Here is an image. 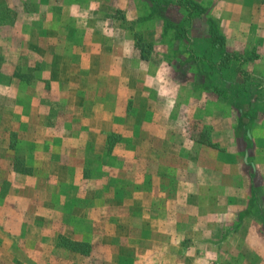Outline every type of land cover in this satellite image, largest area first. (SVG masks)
<instances>
[{"label":"rangeland","instance_id":"rangeland-1","mask_svg":"<svg viewBox=\"0 0 264 264\" xmlns=\"http://www.w3.org/2000/svg\"><path fill=\"white\" fill-rule=\"evenodd\" d=\"M20 1L0 9V264H264V0ZM166 156L195 168L151 202L131 168ZM245 209L253 233L219 246Z\"/></svg>","mask_w":264,"mask_h":264},{"label":"crops","instance_id":"crops-1","mask_svg":"<svg viewBox=\"0 0 264 264\" xmlns=\"http://www.w3.org/2000/svg\"><path fill=\"white\" fill-rule=\"evenodd\" d=\"M52 3H53V1L51 3H49V5H46V4L42 5L40 3L39 9H41L43 7L44 10L50 11V10H52V6H50V4H52ZM23 4L24 3H22L20 0H16L15 3H12L10 0H0V9L6 8V5H7V7H8L7 9L18 10L19 7ZM55 4L62 6L66 10L78 9L81 5L80 0H59V1L54 0V6H56ZM71 20L74 21L75 19L72 17ZM76 20L79 21L78 18H76ZM221 24L223 26L222 22H221ZM45 56H47V53H45ZM61 72H63V71H61ZM56 73H58V72H56ZM235 124H236L235 130L240 132L241 136H243V139H244L243 128H240L238 126L237 122ZM251 126H253V124ZM251 126H250V128H251ZM190 142H193V141H190ZM11 148L16 149L14 146H11ZM189 148H190L189 149L190 154L194 153L193 157L195 158L196 157L195 147L193 145H189ZM197 151H198V149H197ZM227 153H228V150H226V149L221 150L220 155H219V158L221 159V161L217 164V165H219L217 168H220V170L223 171L224 175H228V174H225L227 169H226V164L224 163V160H223L225 154H227ZM197 156H198V160H199V166H201L203 168V170L205 171L204 165H210V164H208V160L210 159V157L207 158V156H205L203 154H201V156H200L199 153H197ZM165 159H166V162H168L167 165H139V167L135 166V167L131 168L134 170H137L139 168V170H140V176H141L140 192H141V194H143L145 191L144 187L149 185L148 180L150 178L156 179V194L151 197V199H150L151 202H156V203L160 202L161 199H160L159 195H161V193H160L161 185L164 188V190H163L164 194H166L165 193V191H166L167 195H170V197H169L170 199L165 198L164 201H173L174 202L177 199L173 195H178V194H179L178 199H180L181 193L172 186L176 182V179L179 177L180 173L189 174V172L192 171L193 168H195V166H193L195 164L192 161L188 162L189 165L188 164H186V165H175V163L172 161V156H166ZM12 165H13V170L16 173H18L20 176H22V174L23 175H31L33 173V168L28 166L27 162H26V164H24L23 168H18V166H17V153L14 157V161H13ZM211 165H212V163H211ZM153 168L156 170L155 172H154ZM241 170L242 169L240 168V171L238 172V179L240 178L241 180H244V179L246 180L245 172H243ZM249 182H250V180H249ZM255 185H256V183H255ZM152 195H153V193H152ZM221 197L223 199L222 193H221ZM223 210H225V211H220V212L216 213L215 216L220 217L221 219H223V217H226L228 219L229 218L228 217L229 207L226 205V207ZM261 217L263 218V221H264V210L261 214ZM231 218L234 220H235V218H237L238 221L240 220L239 223L237 224L239 226H236V227L232 226V227L228 228L225 231L227 233V236L225 238H222L223 240L219 244V246L227 245L229 243L230 239L238 236V234H250L251 235L253 233L252 231L249 230V227H248V222L252 220L253 214H250L248 212V210L245 209L242 211H238V213H233L231 215ZM244 223L246 224V227H245ZM221 224H222V222H221ZM258 230H260V229H258ZM261 231H264V229H262ZM254 233L256 234V231H254ZM61 237H64V238L70 240L71 242H74L77 244H78V242H87V241L75 240V239H72V238L65 236V235H61ZM242 246H244V245H242ZM225 247H228V246H225ZM232 248H234V247H232ZM76 250L79 251L78 249H76ZM258 258H259L258 260H262V262L264 261V256H262L261 254H258ZM173 264H180V263L178 262V259H173ZM217 264H221V263L217 261Z\"/></svg>","mask_w":264,"mask_h":264},{"label":"trees","instance_id":"trees-1","mask_svg":"<svg viewBox=\"0 0 264 264\" xmlns=\"http://www.w3.org/2000/svg\"><path fill=\"white\" fill-rule=\"evenodd\" d=\"M179 4L181 6H183L187 12H188V16H191L193 13H195L196 11H200V12H206V7L203 6L201 3H199L196 0H178ZM210 22L212 24V29H211V34L213 37V42H214V46L217 49H222L224 48L225 42H226V36L223 33V30L221 28V25L219 23V25L216 23V25L214 26V19H210ZM227 52H224V58H228L226 55ZM245 122H248V125L245 124ZM238 126L240 128L245 129L247 132L248 130L246 129V126L250 127V123H249V118L245 119L244 122H238Z\"/></svg>","mask_w":264,"mask_h":264}]
</instances>
